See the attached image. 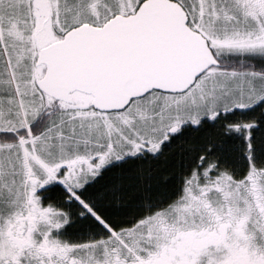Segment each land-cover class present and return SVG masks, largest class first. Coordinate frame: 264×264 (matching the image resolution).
<instances>
[{
	"label": "snow or ice",
	"instance_id": "1",
	"mask_svg": "<svg viewBox=\"0 0 264 264\" xmlns=\"http://www.w3.org/2000/svg\"><path fill=\"white\" fill-rule=\"evenodd\" d=\"M0 264H264V0H0Z\"/></svg>",
	"mask_w": 264,
	"mask_h": 264
}]
</instances>
